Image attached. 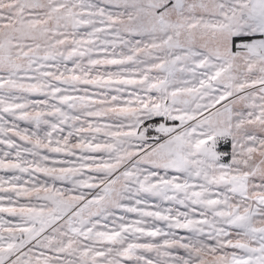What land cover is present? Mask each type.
I'll return each mask as SVG.
<instances>
[{
    "label": "snow or ice",
    "instance_id": "6c2138e0",
    "mask_svg": "<svg viewBox=\"0 0 264 264\" xmlns=\"http://www.w3.org/2000/svg\"><path fill=\"white\" fill-rule=\"evenodd\" d=\"M0 264H264V0H0Z\"/></svg>",
    "mask_w": 264,
    "mask_h": 264
}]
</instances>
